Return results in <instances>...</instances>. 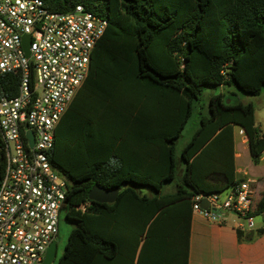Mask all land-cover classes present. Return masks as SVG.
Masks as SVG:
<instances>
[{
  "label": "trees",
  "instance_id": "obj_1",
  "mask_svg": "<svg viewBox=\"0 0 264 264\" xmlns=\"http://www.w3.org/2000/svg\"><path fill=\"white\" fill-rule=\"evenodd\" d=\"M43 1L59 12L81 4L107 21L91 56L90 73L54 132L50 161L66 180L62 208L73 223L58 264H134L138 247L136 264H188L193 196L224 192L244 180L236 178L235 127L244 130L254 162L264 150V135L251 103H227L220 92L209 98L207 113L199 112L197 128L178 152L176 141L205 87L233 84L247 94L261 93L264 0ZM158 43L173 68L157 66L164 62L154 54ZM134 78L150 86L135 87ZM17 84L13 75L0 76V94L8 86L15 94ZM88 98L119 114L118 126L86 117L88 131H76L71 120L81 115ZM54 152L68 170L55 162ZM2 167L0 150V174ZM167 183L174 190L163 192ZM94 184L120 187L117 199H88ZM260 190L248 213L254 218L264 217V185ZM74 197L79 206L85 204L80 208L83 217L110 218V227L125 243L91 232L73 213ZM262 232L263 227L236 229L237 239L247 242ZM75 242L81 250L73 249ZM82 250L92 258L85 259Z\"/></svg>",
  "mask_w": 264,
  "mask_h": 264
},
{
  "label": "built area",
  "instance_id": "obj_2",
  "mask_svg": "<svg viewBox=\"0 0 264 264\" xmlns=\"http://www.w3.org/2000/svg\"><path fill=\"white\" fill-rule=\"evenodd\" d=\"M106 25L81 4L59 12L43 0H0V76L18 79L15 94L11 86L0 94V264H44L58 234L67 183L50 161L54 132L87 77ZM257 190L254 180L244 179L225 192L198 193L192 211L209 221L231 213L236 229L251 230Z\"/></svg>",
  "mask_w": 264,
  "mask_h": 264
},
{
  "label": "rangeland",
  "instance_id": "obj_3",
  "mask_svg": "<svg viewBox=\"0 0 264 264\" xmlns=\"http://www.w3.org/2000/svg\"><path fill=\"white\" fill-rule=\"evenodd\" d=\"M154 54H156L160 58H163V60H164V62L162 64L159 63L160 65H158V63H156L157 66H159L162 69L173 68L172 59L165 55L164 48L161 45H159V43H158V45L154 46ZM195 59L196 58L194 57L193 60H195ZM89 67H90V65H89ZM135 68L136 67L134 66V70H135ZM88 73H90L89 68H88ZM132 84H136L135 87H140L143 90H145L148 86H150V83H148L147 81L135 80V78L133 79ZM220 92L227 95V98L225 100L226 102H227V100L229 101V99H231L232 102H238L239 101L242 103H251L254 107L255 123L261 130L264 129V87L262 88L261 93L259 95H251V94L244 93V92L240 91L233 84L232 85H225L224 87H212V88L211 87H205L201 93L199 101L196 104V110L194 111L192 116L189 118L184 129L182 130L180 137L176 141L177 152L188 142V140L192 136L193 132L197 128L199 115H200L199 112L202 114L207 113L209 98L212 95L218 94ZM130 105H129V108H130ZM80 112H81V115H79L78 117L76 116L73 121L71 120V125L74 122L75 130L76 131L79 130L81 132V135H84V133L87 132L89 129L90 124L86 125V122L84 121V118H86V117L92 119L93 121H99L100 123H103L102 119L107 120V121H109L110 124L112 123L115 127L118 126V123H116V122L120 121L119 120L120 119L119 114H117L113 109H111L110 107H104L103 104L100 103V101H97L96 99H92V98H88L86 101H83L82 109L80 110ZM92 120H89V121H92ZM85 125H86V127H85ZM239 135H240L239 128L235 127V136L237 137ZM96 136H99V134L96 133ZM243 136H244V134H243ZM58 154L59 153L54 152L55 162L57 164H59L61 167L67 169V167L61 162ZM237 164L240 165L243 168V170L245 171V174H246V176H244L245 178L247 176H256V175H261L264 177V165L259 164V163L258 164L255 163L252 159V156L248 152H246L245 155L241 159L238 160ZM78 170H81V168H79ZM78 170L77 171L69 170V172L72 175H75L78 172ZM156 179H158V178H156ZM211 185L212 184H210V185L207 184V186H206L207 189L212 187ZM260 185L263 186L264 184L260 183ZM257 189H258L257 194L255 196L256 199L259 198V193L261 191L260 190L261 188H259V186L257 187ZM143 190H145V189H143ZM172 190H174V184L173 183H167L163 187V192H170ZM216 193H218V192H216ZM72 204H73L72 205L73 206V213H75L77 216H81L83 218L87 228L91 232L96 233L99 236L108 238L110 240L116 241L120 244L125 243V239L121 238V236L117 232V230L115 228L110 227L111 226V219L110 218H101V217L92 218V217H85V216L83 217L80 208L83 209L85 207V204L79 206L77 197H74L72 199ZM228 216H229L230 220L237 219V217H235L231 213L228 214ZM59 219H60L59 220V230H58V234L55 238L56 244H57V250H56V256L54 258L53 264H58V261H59L60 257L62 256V253L65 249L68 234H69V231H70L72 224H73L70 220H68L65 217V213H64L63 208L60 212V218ZM262 219H263V216L255 217L254 218L255 224L256 225L259 224V222ZM79 247H80V243L75 242L73 245V249L75 251L81 250V249H79ZM82 252H83V257L85 259L89 260L92 258L91 253H88L85 250H82Z\"/></svg>",
  "mask_w": 264,
  "mask_h": 264
},
{
  "label": "crops",
  "instance_id": "obj_4",
  "mask_svg": "<svg viewBox=\"0 0 264 264\" xmlns=\"http://www.w3.org/2000/svg\"><path fill=\"white\" fill-rule=\"evenodd\" d=\"M234 151L236 178L254 180L256 185L259 184L258 186L261 188L260 183L264 184V177L256 175L245 178V171L237 164L246 152L249 154L250 152L247 137L241 134L236 137L235 128ZM255 163L264 165V150ZM228 214L230 213L224 212L220 220L209 221L192 211L188 264H264V217L256 225V227H263L262 234L253 241L247 242L237 239V219L230 220ZM139 249L138 247L134 264L137 262Z\"/></svg>",
  "mask_w": 264,
  "mask_h": 264
},
{
  "label": "water",
  "instance_id": "obj_5",
  "mask_svg": "<svg viewBox=\"0 0 264 264\" xmlns=\"http://www.w3.org/2000/svg\"><path fill=\"white\" fill-rule=\"evenodd\" d=\"M28 45H29V37L24 36L23 46H24L26 55L29 54ZM227 102L229 101L227 100ZM28 134L31 138V133L29 132ZM31 142H32V138H31ZM119 190H120V187H114L111 189H107V188L99 186L98 184H94L88 192V199L92 201H96V202H101V203L102 202L112 203L117 199ZM200 205L203 208H206L208 206V201L206 199H202L200 202ZM56 250H57L56 240H53L47 248L46 255L44 258V264H52L56 256Z\"/></svg>",
  "mask_w": 264,
  "mask_h": 264
},
{
  "label": "flooded vegetation",
  "instance_id": "obj_6",
  "mask_svg": "<svg viewBox=\"0 0 264 264\" xmlns=\"http://www.w3.org/2000/svg\"><path fill=\"white\" fill-rule=\"evenodd\" d=\"M52 264H53V262H52Z\"/></svg>",
  "mask_w": 264,
  "mask_h": 264
}]
</instances>
